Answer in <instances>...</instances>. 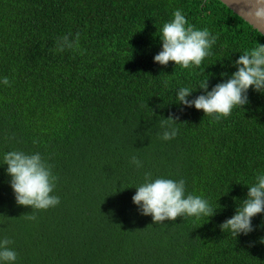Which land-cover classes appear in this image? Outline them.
<instances>
[{
    "label": "trees",
    "instance_id": "1",
    "mask_svg": "<svg viewBox=\"0 0 264 264\" xmlns=\"http://www.w3.org/2000/svg\"><path fill=\"white\" fill-rule=\"evenodd\" d=\"M177 9L218 37L198 68L154 62ZM69 33L79 50L57 51ZM257 42L219 0H0V81H11L0 82V239L14 241L15 264H264V213L248 235L220 228L264 172V94L250 89L219 121L176 103L181 87L193 99L202 81L210 91L229 78ZM172 113L179 133L165 141ZM13 150L52 165L59 205L17 204L3 160ZM146 171L183 178L216 215L155 224L132 199Z\"/></svg>",
    "mask_w": 264,
    "mask_h": 264
},
{
    "label": "clouds",
    "instance_id": "2",
    "mask_svg": "<svg viewBox=\"0 0 264 264\" xmlns=\"http://www.w3.org/2000/svg\"><path fill=\"white\" fill-rule=\"evenodd\" d=\"M247 16L257 25L264 24V0H254L247 10ZM70 36L69 33L57 39V51L79 50L80 34H76L75 40H71ZM160 39L162 50L155 55L154 62L163 66L174 62L176 66L191 69L200 67L203 61L212 55L211 49L218 37L207 28L197 29L191 25L182 10L177 9L173 13V19L163 25ZM234 66L237 70L210 91L209 81H202L199 89H203L204 94L193 99H189L194 92L191 88H179L176 103L202 110L205 116H212L216 121L229 117L236 107L245 108L249 103L250 89L264 94V44L257 42L256 47L245 50L234 61ZM224 75L227 76L226 73ZM0 82L6 86L11 85L8 77H4ZM179 119L172 113L161 121V127L164 129L161 136L163 140H171L178 135L179 129L174 125ZM3 160L7 165V174L11 177L10 186L18 205L31 207L34 212L60 204L59 196L53 194L58 177L53 174L52 165L39 152L28 154L17 150L8 151ZM130 162L138 169L143 168V162L134 155ZM136 189L132 198L134 204L138 206L141 215L151 216L155 224L175 221L178 217L211 218L217 212L204 197L186 193V181L183 178L153 179L152 173L146 171L144 183ZM262 213L264 172H258L254 183L248 186L247 198L237 207L232 217L220 224V228L236 237L241 234L248 235L255 230L253 218ZM26 218L35 220L37 217L34 214H26ZM13 243L14 241L7 237L0 239V264H15L17 261L18 253L10 247Z\"/></svg>",
    "mask_w": 264,
    "mask_h": 264
},
{
    "label": "water",
    "instance_id": "3",
    "mask_svg": "<svg viewBox=\"0 0 264 264\" xmlns=\"http://www.w3.org/2000/svg\"><path fill=\"white\" fill-rule=\"evenodd\" d=\"M226 5L235 14L241 17L245 22L251 25L254 29L260 32L264 36V24H256L252 18L247 16V10L254 3V0H219Z\"/></svg>",
    "mask_w": 264,
    "mask_h": 264
}]
</instances>
